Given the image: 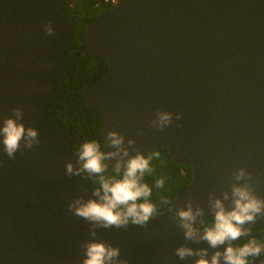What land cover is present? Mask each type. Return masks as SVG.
Instances as JSON below:
<instances>
[{
	"label": "water",
	"instance_id": "obj_1",
	"mask_svg": "<svg viewBox=\"0 0 264 264\" xmlns=\"http://www.w3.org/2000/svg\"><path fill=\"white\" fill-rule=\"evenodd\" d=\"M71 26L61 0H0V118L21 107L40 139L13 160L0 152V264H81L80 245L92 239L89 222L67 209L75 197H91L64 174L75 161L69 133L46 121L57 84L70 74ZM84 39L108 63L105 77L82 91L86 106L103 113L101 151L110 150L104 139L114 130L142 154L164 149L192 168L164 214L144 226L96 229L95 239L119 247L128 264H192L196 257L180 260L175 248L207 244L185 241L170 219L185 199L208 211V193L230 190L240 167L264 197V0H118ZM157 109L182 117L158 131L148 126Z\"/></svg>",
	"mask_w": 264,
	"mask_h": 264
},
{
	"label": "clouds",
	"instance_id": "obj_2",
	"mask_svg": "<svg viewBox=\"0 0 264 264\" xmlns=\"http://www.w3.org/2000/svg\"><path fill=\"white\" fill-rule=\"evenodd\" d=\"M43 27L46 35L54 34L52 21ZM10 111L11 115L0 118V152L13 160L17 152L22 153L39 145L40 139L36 128L25 127L22 122L24 111L21 107H13ZM181 117L180 112L173 116L169 111L157 109L148 126L163 131L174 118L180 120ZM142 134V130L137 131V135ZM104 147L110 150L101 151L95 140L84 142L75 161L65 163V176L87 173L98 177L99 183L90 198L77 196L67 204V209L74 216L89 222L88 235L92 239L80 245L83 249L81 264H128L122 258L119 247L95 239L96 229H127L129 224L144 226L157 215V206L151 200L153 187L144 178L152 172L150 161L153 156L158 158L159 153L145 156L135 148L134 139L125 141L124 135L114 130L107 132ZM130 149L134 155L130 154ZM109 160L114 163H107ZM0 164H3L2 160ZM109 166L115 175H106ZM164 186V177L155 180L156 189ZM229 189L219 196L215 192L208 193V211H204L191 197L183 201V206L176 208L170 219L182 230L184 240L193 244H207V247L199 248L186 244L176 247L174 251L178 259L196 257L192 264H252L250 258L260 257L264 253V245L256 239L241 242V238L250 233L247 225L264 219V197L255 193L252 173L243 167L237 168ZM161 202L167 203L163 198ZM238 239L240 243L234 245L233 242Z\"/></svg>",
	"mask_w": 264,
	"mask_h": 264
},
{
	"label": "trees",
	"instance_id": "obj_3",
	"mask_svg": "<svg viewBox=\"0 0 264 264\" xmlns=\"http://www.w3.org/2000/svg\"><path fill=\"white\" fill-rule=\"evenodd\" d=\"M95 3L99 4L97 9L94 8ZM61 10L72 25L68 50L64 57V63L70 74L68 78L57 84L46 110V121L56 132L68 131L69 151L76 156L84 142L95 140L102 149L103 113L99 109L86 106L82 91L86 85L96 84L105 77L108 63L105 57L90 54L84 37L85 28L100 13L110 10V7L102 4L101 0H61ZM156 152L159 153V157L153 156L150 161L152 172L146 174L144 178L145 182L153 187L151 200L157 206L155 217L168 211L175 196L192 179V168L175 164L164 149L152 151L145 156ZM106 175H115L111 166ZM160 177L165 178V186L162 189H156L155 180ZM75 178L80 186L90 193L99 187L98 177L82 173ZM162 198L167 203H162ZM208 220L210 222L211 218L209 217ZM262 221L263 224L257 227L254 225L250 227L249 235L241 238L242 243L249 239H256L264 245V220ZM250 260L262 261L264 253Z\"/></svg>",
	"mask_w": 264,
	"mask_h": 264
},
{
	"label": "built area",
	"instance_id": "obj_4",
	"mask_svg": "<svg viewBox=\"0 0 264 264\" xmlns=\"http://www.w3.org/2000/svg\"><path fill=\"white\" fill-rule=\"evenodd\" d=\"M118 0H101L102 4L107 5L108 7H113ZM99 7L98 3H95L94 8L97 9Z\"/></svg>",
	"mask_w": 264,
	"mask_h": 264
},
{
	"label": "rangeland",
	"instance_id": "obj_5",
	"mask_svg": "<svg viewBox=\"0 0 264 264\" xmlns=\"http://www.w3.org/2000/svg\"><path fill=\"white\" fill-rule=\"evenodd\" d=\"M95 13H96V12L94 11L93 14L95 15ZM260 224H263V223H260Z\"/></svg>",
	"mask_w": 264,
	"mask_h": 264
}]
</instances>
